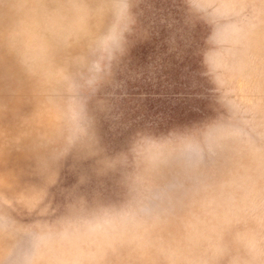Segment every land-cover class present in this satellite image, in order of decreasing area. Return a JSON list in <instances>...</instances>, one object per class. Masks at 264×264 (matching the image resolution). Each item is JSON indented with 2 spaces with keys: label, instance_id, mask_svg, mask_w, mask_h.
<instances>
[{
  "label": "rangeland",
  "instance_id": "rangeland-1",
  "mask_svg": "<svg viewBox=\"0 0 264 264\" xmlns=\"http://www.w3.org/2000/svg\"><path fill=\"white\" fill-rule=\"evenodd\" d=\"M0 264H264V0H0Z\"/></svg>",
  "mask_w": 264,
  "mask_h": 264
}]
</instances>
